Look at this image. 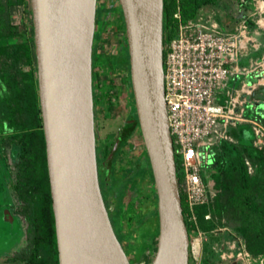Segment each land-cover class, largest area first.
Instances as JSON below:
<instances>
[{"label":"water","instance_id":"1","mask_svg":"<svg viewBox=\"0 0 264 264\" xmlns=\"http://www.w3.org/2000/svg\"><path fill=\"white\" fill-rule=\"evenodd\" d=\"M97 0H29L58 264H130L98 182L92 46ZM129 79L157 207L150 264H188L163 88V0H118ZM118 139L107 158L116 148Z\"/></svg>","mask_w":264,"mask_h":264},{"label":"rangeland","instance_id":"2","mask_svg":"<svg viewBox=\"0 0 264 264\" xmlns=\"http://www.w3.org/2000/svg\"><path fill=\"white\" fill-rule=\"evenodd\" d=\"M246 1L248 0H219L217 9H219L220 15L222 17L227 16L226 18H229L231 22L232 20L234 21L232 25L224 24V26L231 29L240 20L247 17L246 13L250 3ZM256 1L251 0L252 8H254ZM102 3V0L96 1V7H99ZM104 4L106 5L105 9L102 12L99 9L97 11V27L100 38L97 42V36H95L93 41V65H96L95 53L97 50L102 61L95 67V70L99 71L96 79L99 86L96 88V93L100 95L104 91L109 95V99L101 96L102 99L98 105L94 106V111L96 112L98 138L103 145L109 146L119 133L128 116L132 114L131 116L134 117L136 116V112L133 111L134 99L131 86L129 85V57L124 24L119 13L121 9L118 7L117 0H106ZM110 6L114 7L111 8ZM9 13L11 21L20 27L26 25V34L28 36L31 35L33 29L29 0H24L22 4L10 6ZM253 17L254 15L249 20V25L252 28L256 27ZM99 24L100 26H98ZM259 40L263 42L262 37L260 38L258 34L257 41ZM260 50L261 52H259ZM261 53H264V46H261L257 50V56H260L258 54ZM258 78L261 79L258 87H261L263 91L262 93L258 92L257 95H252L251 108L255 107L257 102L264 104V73ZM93 80H95V76ZM258 106L261 107L264 117V105ZM244 118V120L228 122L225 127L219 129V134L214 137L215 144L212 147V151H214V148L221 141L241 145L242 142H247L248 135L252 137L250 143L253 146L260 147L264 145V120ZM259 126L263 128H260L262 134L256 135L255 131ZM143 153L144 143L139 126L137 125L133 128L126 141L120 146L114 159L115 171L119 172L120 179H123V171L131 167L141 156L137 164L133 166L134 171L130 175L132 180H128V185H123L124 190H126V196H129V200L120 209L121 219L110 213L114 231L131 264H150L154 257L157 243V207L155 211V204L152 202L154 199V184L151 180L150 169H148V166H150L149 161H147ZM210 160V165L206 169L208 178L215 171L211 166L212 158ZM247 162L249 173L254 174L255 167L249 159ZM230 163L232 162L230 161ZM117 200L119 202L121 198L118 197ZM114 206L115 198L114 192H112L110 210ZM146 214H149L148 219L140 228H137L140 219L145 217ZM224 221L223 219L222 222ZM236 222L235 219H232L214 231L219 240L212 242L209 264H264V253H251L245 240L234 231L233 226ZM9 243L7 237H4V235L0 237V264H18L16 261L6 258L9 257L11 250ZM231 243H235L236 246L244 244L245 250L250 254V259L242 260L236 257L228 247ZM202 248L203 242H200L198 235L194 236L191 243V252L192 259L197 261L196 264H201Z\"/></svg>","mask_w":264,"mask_h":264},{"label":"trees","instance_id":"3","mask_svg":"<svg viewBox=\"0 0 264 264\" xmlns=\"http://www.w3.org/2000/svg\"><path fill=\"white\" fill-rule=\"evenodd\" d=\"M22 0H3L0 2V52L3 53V61L12 56L14 60L25 59L27 62H31V49L27 44L26 39L23 36L26 34V25L20 27L19 25L11 21L9 7L12 5L20 4ZM219 4V0H163V42L166 39L172 38L177 29V19L173 16L178 10L180 12L181 19L184 21L195 15L200 7H216ZM123 20V18H122ZM124 24V20H123ZM32 35V32H31ZM22 38L23 41L16 43L14 42L17 38ZM100 38V34L97 35V42ZM97 46V44H96ZM96 65L100 60L97 50L95 53ZM4 66V63H1ZM96 65H93V46H92V85H93V101L96 98L94 105H98L102 97L109 99V95L103 91L100 95L96 93V88L99 83L96 81L99 71L95 70ZM6 66V65H5ZM0 77L6 81L13 91L18 93L21 91V86H18L19 82L24 80L27 81L26 91L23 92L26 102L32 101L35 103L34 114L37 119L39 109L37 107V92L34 80L33 70L24 74H18L14 70L8 72L6 68H1ZM95 76V80L93 77ZM94 81V82H93ZM17 85V86H16ZM129 85L130 79H129ZM95 89V92H94ZM17 95V94H16ZM23 102L26 106V110L29 111L28 104ZM256 103L255 107H245L243 116L249 119H260L264 120L261 112V107ZM135 112V109H134ZM137 123V121H136ZM134 125L127 127L122 130L120 137L119 147L129 137ZM251 135L247 136V142H242L241 145L229 143L227 141H221L216 148H214L212 155L211 166L215 169L211 177L206 179V183L209 188L213 191V195L209 198V201L204 204L194 205L189 208L184 194L182 185V175L179 168V162L175 155L176 165V177L181 196L182 214L185 222V226L189 235V259L188 264H196L197 261L192 259L191 243L192 238L198 235V232H203L207 236V240L203 242L202 258L203 264H209L211 257L210 251L212 242L218 241L219 237L215 234V230L223 226L224 223L235 219L237 222L234 224L233 229L242 239L245 240L246 245L253 254L264 253V145L253 146L250 143ZM119 147L115 150L114 154L110 158H106L107 164V177L106 185H108L109 191L114 192L115 206L109 210V217L111 220L110 213L120 218V209L128 202L129 196H126V190L123 185H128V180H132L130 175L134 171V165L123 171L122 178L120 179L119 172L115 171L114 159ZM42 151H44L42 146ZM109 147L102 150V156L108 157ZM229 155V157H227ZM147 161L148 157L145 154ZM250 160L255 167V173L250 174L248 171L247 160ZM45 159L43 158V162ZM230 161L232 163H230ZM231 165V166H230ZM150 169V166H148ZM152 178V173L150 169ZM153 181V178L151 179ZM110 194V192H108ZM121 200L118 202L117 198ZM153 201L155 204L156 211V194L153 191ZM119 203V204H118ZM106 207L110 206L107 201ZM150 214V213H149ZM149 214L141 218L139 221L141 225L148 219ZM157 214V211H156ZM209 214L206 218L205 215ZM51 224H52V243H53V263L58 264L57 250L55 245V232H54V219L52 213H50ZM225 220L222 222V220ZM157 221V218H156ZM112 223V221H111ZM113 225V224H112ZM158 227V221L156 224ZM129 232V231H128ZM118 238V237H117ZM119 240V239H118ZM212 253V252H211Z\"/></svg>","mask_w":264,"mask_h":264},{"label":"built area","instance_id":"4","mask_svg":"<svg viewBox=\"0 0 264 264\" xmlns=\"http://www.w3.org/2000/svg\"><path fill=\"white\" fill-rule=\"evenodd\" d=\"M216 15H220L216 7H200L183 21L177 10L173 15L178 21L176 33L162 45L167 122L189 208L207 203L213 195L206 183V169L219 129L245 119V108L237 100L229 97L221 102V97L227 80L237 72L241 42L249 27L242 19L228 29ZM260 128L256 135L262 134ZM198 237L200 242L207 240L203 232ZM228 247L239 259H250L244 244Z\"/></svg>","mask_w":264,"mask_h":264},{"label":"flooded vegetation","instance_id":"5","mask_svg":"<svg viewBox=\"0 0 264 264\" xmlns=\"http://www.w3.org/2000/svg\"><path fill=\"white\" fill-rule=\"evenodd\" d=\"M102 1L103 3L96 7L94 38L99 33L97 11L99 9L102 12L106 7L104 4L106 0ZM23 2L24 0L20 4ZM118 7H120L119 3ZM119 13L123 18L121 10ZM23 38L26 39L25 41L30 46L31 62H27L25 59L14 60L12 56L3 61V53L0 52V70L3 67L8 72L14 70L17 77L19 76L18 74L26 75V73L33 70L39 119L33 113L35 103L32 101L26 102L23 95L27 87L26 79L24 78L18 83V86H21V91L19 95L18 93L16 95L13 93L11 86L0 77V237L4 235L10 242L9 247L11 250L9 257H6L7 259L16 261L18 264H52L53 243L50 213H52L53 219L54 213L39 100L33 32L29 36L25 34ZM21 41H23L21 37L14 40L16 43ZM4 62V66H1V63ZM23 102L28 104L29 111L26 110ZM94 113L96 121V112L94 111ZM131 115L128 116L125 123L130 119L136 118V116L133 117ZM132 125L135 128L138 123L135 121ZM123 129H126L124 125L109 146L100 142L97 129L95 130L97 174L104 203L107 201L110 203L112 191H109L108 185H106L107 157L102 156V150L106 146L111 151L115 141L118 139L117 146L112 153L113 155L119 147ZM42 146L44 151H42ZM43 158L45 162H43ZM138 160L131 166L137 164ZM109 207L108 209L110 210ZM55 245L58 260L56 233Z\"/></svg>","mask_w":264,"mask_h":264},{"label":"crops","instance_id":"6","mask_svg":"<svg viewBox=\"0 0 264 264\" xmlns=\"http://www.w3.org/2000/svg\"><path fill=\"white\" fill-rule=\"evenodd\" d=\"M246 2L250 3L246 13L247 17L244 18L248 24L249 32L241 42V58L238 62L237 72L232 74L227 80L224 95L221 97V102H224L229 97L234 98L238 101L241 109L251 105L252 95H257L258 92L262 93L263 89L258 87L261 82V79L258 77L264 73V53L257 56V50L261 46H264V0H257L254 8H252L251 0ZM253 15V21L256 24L254 28L249 25V20L252 19ZM226 17L216 15V19L220 24L232 25L234 21L232 20L231 22ZM258 34L260 38L262 37L263 42L257 41ZM257 103L262 106L264 105L262 102ZM200 263L203 264L202 262Z\"/></svg>","mask_w":264,"mask_h":264}]
</instances>
